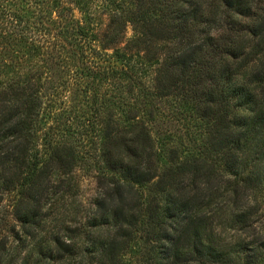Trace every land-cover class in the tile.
<instances>
[{
	"label": "trees",
	"instance_id": "1",
	"mask_svg": "<svg viewBox=\"0 0 264 264\" xmlns=\"http://www.w3.org/2000/svg\"><path fill=\"white\" fill-rule=\"evenodd\" d=\"M5 200L0 264H264V0H0Z\"/></svg>",
	"mask_w": 264,
	"mask_h": 264
},
{
	"label": "rangeland",
	"instance_id": "2",
	"mask_svg": "<svg viewBox=\"0 0 264 264\" xmlns=\"http://www.w3.org/2000/svg\"><path fill=\"white\" fill-rule=\"evenodd\" d=\"M134 34L132 26L128 25L127 27V37H132ZM79 181H80V197L85 203H88L91 201L93 196L96 193V181L93 178L91 174H88L86 172H80L79 173ZM9 202L4 201L3 203L0 204V216L6 217L8 215L7 213L9 212ZM8 219V216H7Z\"/></svg>",
	"mask_w": 264,
	"mask_h": 264
}]
</instances>
